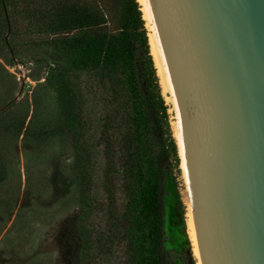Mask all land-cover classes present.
<instances>
[{"label": "trees", "instance_id": "trees-1", "mask_svg": "<svg viewBox=\"0 0 264 264\" xmlns=\"http://www.w3.org/2000/svg\"><path fill=\"white\" fill-rule=\"evenodd\" d=\"M140 10L136 0H0L1 85L2 63L17 56L12 43L19 23L30 35H43L38 43L61 59L44 80L55 91L58 117L40 133L57 135L73 154L77 264L112 253L120 264L181 258L164 247L178 146ZM10 83L0 95V134L17 136L25 115L12 109ZM175 212L182 220V211Z\"/></svg>", "mask_w": 264, "mask_h": 264}, {"label": "water", "instance_id": "water-1", "mask_svg": "<svg viewBox=\"0 0 264 264\" xmlns=\"http://www.w3.org/2000/svg\"><path fill=\"white\" fill-rule=\"evenodd\" d=\"M200 264H264V0H148Z\"/></svg>", "mask_w": 264, "mask_h": 264}, {"label": "rangeland", "instance_id": "rangeland-1", "mask_svg": "<svg viewBox=\"0 0 264 264\" xmlns=\"http://www.w3.org/2000/svg\"><path fill=\"white\" fill-rule=\"evenodd\" d=\"M13 31L17 56L2 63L4 84H0V95L14 80L10 91L12 109L25 115V119L19 135L0 134V163L4 170L0 180V264H77V207L72 201L70 173L73 154L57 135L40 133L44 127L53 126L58 117L55 91L44 80L61 59L38 43L43 35H30L20 23ZM163 99L175 139V115L165 96ZM5 106L6 103L1 110ZM95 159L96 180L101 160L98 156ZM171 164L164 247L181 256L177 264H198L187 227L188 194L180 156L176 164ZM95 194L100 198L98 187ZM177 208L182 211V220L176 215ZM95 264H120V258L112 253L100 256Z\"/></svg>", "mask_w": 264, "mask_h": 264}, {"label": "bare ground", "instance_id": "bare-ground-1", "mask_svg": "<svg viewBox=\"0 0 264 264\" xmlns=\"http://www.w3.org/2000/svg\"><path fill=\"white\" fill-rule=\"evenodd\" d=\"M139 2L141 5V10L143 12V18L145 19V22H146V28H147L148 39H149V44H150V51L153 56V61L156 67L157 75L159 77L160 86H161L162 92L168 104L171 106L174 112L175 119H176L175 140L178 146V153H179L180 160H181V168L183 170L185 183H186V190L188 194L187 227H188L190 239L192 241L193 249H194L195 255L198 260L197 263L200 264L197 246H196L193 222H192L190 194H189L187 176H186V171H185V166H184L183 156H182V150H181V137H180V126H179L177 104H176L175 96H174L173 89L171 86V82L169 79L167 66L165 64L161 46L158 40L156 28L153 22V17H152V12H151V8L149 5V1L139 0Z\"/></svg>", "mask_w": 264, "mask_h": 264}]
</instances>
